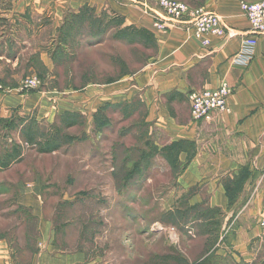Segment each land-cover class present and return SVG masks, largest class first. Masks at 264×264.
<instances>
[{
    "label": "crops",
    "instance_id": "obj_1",
    "mask_svg": "<svg viewBox=\"0 0 264 264\" xmlns=\"http://www.w3.org/2000/svg\"><path fill=\"white\" fill-rule=\"evenodd\" d=\"M170 1L217 15L226 34L203 47L188 18L161 34L154 19H167L156 0H0V112L46 134L74 116L91 126L99 115L108 129L114 116L140 108L138 126L148 128L150 146L165 156L175 147L182 165L176 184L189 191L191 206L206 197L216 210V255L244 254L261 240L264 219V34L248 65L234 57L250 34L239 3L264 0ZM141 49L152 54L141 57ZM29 78L38 88L20 91ZM221 83L232 91L226 111L193 123L188 93ZM18 191V206L30 212L37 234L28 264H103L85 250L52 246L39 188ZM15 259L0 240V264Z\"/></svg>",
    "mask_w": 264,
    "mask_h": 264
},
{
    "label": "rangeland",
    "instance_id": "obj_2",
    "mask_svg": "<svg viewBox=\"0 0 264 264\" xmlns=\"http://www.w3.org/2000/svg\"><path fill=\"white\" fill-rule=\"evenodd\" d=\"M131 112L114 116L108 129L99 115L91 126L74 116L72 129L60 124L46 134L0 112V158L20 151L0 167V240L9 242L14 263L28 264L35 252L34 219L18 206V189L34 186L60 251L82 249L103 264H264L262 239L244 254L216 255V210L206 197L191 206L189 191L176 184L182 165L175 151L165 156L150 146L148 128L138 126L143 111ZM52 131L60 149L39 154L34 143Z\"/></svg>",
    "mask_w": 264,
    "mask_h": 264
},
{
    "label": "built area",
    "instance_id": "obj_3",
    "mask_svg": "<svg viewBox=\"0 0 264 264\" xmlns=\"http://www.w3.org/2000/svg\"><path fill=\"white\" fill-rule=\"evenodd\" d=\"M156 7L167 20L156 16L154 28L161 34L168 33L170 25L181 23L186 18L192 26V35L203 47H207L211 37H221L226 34L219 17L202 9H192L187 4L170 0H156ZM240 11L245 16L250 34L244 37L234 60L236 63L248 65L252 60L257 37L264 34V1L258 3H239ZM39 82L29 78L20 84V91L30 92L37 89ZM231 89L225 84L213 90L192 91L187 95L191 121L195 124L212 121L213 118L226 111V102L231 95ZM261 239L264 241V219L259 222Z\"/></svg>",
    "mask_w": 264,
    "mask_h": 264
},
{
    "label": "trees",
    "instance_id": "obj_4",
    "mask_svg": "<svg viewBox=\"0 0 264 264\" xmlns=\"http://www.w3.org/2000/svg\"><path fill=\"white\" fill-rule=\"evenodd\" d=\"M127 31V29H126ZM136 33H138L139 35L142 34V32H144L143 30H139V31H135ZM130 37H132V41H140L142 43H144L141 40V37H137V34H135L134 36L132 34L129 35ZM125 39L127 38V35L124 36ZM63 128H71L75 126V121H66L65 117L63 119H61V123H60ZM58 127H53V131L57 132ZM51 132L48 133L46 136H44L40 141L34 143L35 148L37 149V152L39 154H51L53 152H56L60 149L59 144L57 143L56 139H55V132ZM168 152H172L175 151V147H170L167 149ZM20 156V151L18 147H13L7 156L0 158V167H2V169H7L11 164L15 163L17 161V159H19Z\"/></svg>",
    "mask_w": 264,
    "mask_h": 264
}]
</instances>
